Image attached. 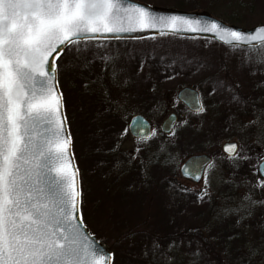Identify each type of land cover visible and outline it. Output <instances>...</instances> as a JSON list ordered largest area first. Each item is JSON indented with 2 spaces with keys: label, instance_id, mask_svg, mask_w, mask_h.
I'll return each instance as SVG.
<instances>
[{
  "label": "rangeland",
  "instance_id": "rangeland-1",
  "mask_svg": "<svg viewBox=\"0 0 264 264\" xmlns=\"http://www.w3.org/2000/svg\"><path fill=\"white\" fill-rule=\"evenodd\" d=\"M132 1L162 9L203 12L241 29L264 26V0ZM96 42L72 46L55 64L78 170L80 213L89 235L113 254L112 264H139L141 241L125 234L148 226L150 220L140 216L143 196L137 178L119 180L111 186L112 176L123 167L112 172L111 163L105 162L109 157L100 150L102 145L97 140L116 130L122 121L126 132L113 144L114 159L121 163L120 157L125 154L124 161L146 167L147 172L160 166L178 187L199 196L207 192L203 198L211 200L214 220L238 211L249 217L255 213L263 221L264 188L260 185L264 183L256 170L264 160V137L259 135L264 128V63L257 62L264 56V46L240 49L172 35L130 44ZM193 63L202 65L203 70L196 72ZM207 84L220 89L218 98H207ZM184 87L197 91L204 109L200 114L206 116L212 132H220V139L214 142L218 149L213 143L204 146L212 163L198 185L182 180L178 173L192 151L190 143H203L202 136L184 138L190 133L179 132L184 123H195L176 101V93ZM212 103L217 107L210 112L215 106ZM105 107L109 108L103 111ZM171 113L178 116V122L162 140L160 126ZM108 114L114 117L100 121ZM140 115L149 121L154 135L146 143L132 139L128 132L131 118ZM226 142L240 146L235 160L220 153ZM193 245L198 246L195 242Z\"/></svg>",
  "mask_w": 264,
  "mask_h": 264
},
{
  "label": "snow or ice",
  "instance_id": "snow-or-ice-1",
  "mask_svg": "<svg viewBox=\"0 0 264 264\" xmlns=\"http://www.w3.org/2000/svg\"><path fill=\"white\" fill-rule=\"evenodd\" d=\"M191 23L123 0H0V264H111L113 254L97 247L80 214L55 61L96 34L197 31L182 27ZM211 30L220 26L199 29ZM223 31L264 46V27L250 36ZM239 147L226 146L230 159Z\"/></svg>",
  "mask_w": 264,
  "mask_h": 264
},
{
  "label": "trees",
  "instance_id": "trees-1",
  "mask_svg": "<svg viewBox=\"0 0 264 264\" xmlns=\"http://www.w3.org/2000/svg\"><path fill=\"white\" fill-rule=\"evenodd\" d=\"M93 43L99 42H84L76 46L85 47ZM193 66L196 67H194L196 72L199 69L203 70L202 65L193 63ZM205 87L210 91V94L208 92L206 94L207 98L212 100L218 98L217 92L220 91L218 87L208 84ZM212 105L215 104L212 103ZM216 107L217 105L211 107L210 112ZM108 108L105 107L103 111ZM181 109L185 115L194 118L195 123L193 125L184 123L179 132L182 135L190 133V136L186 135L184 138L201 136L203 138V143L200 142L197 145V140L191 141L190 155L207 153L204 147L206 143V146L213 143L218 149V144L214 142L220 139V132H212L213 128L208 127L206 116L189 114L182 106ZM108 116L100 121L114 117L112 114ZM110 131L113 133L109 134ZM110 131L98 137L97 140L102 145L100 150L105 151L109 157L105 162L111 163L112 172L123 167L112 176L111 186L114 187L119 180L137 178L138 188L143 196L140 216L150 218L148 226L125 234L137 236L138 241H141L142 247L138 253L137 263L145 264L144 261L148 260V264H264V251L261 252L264 250V215L261 221L260 216H256L255 213L249 217L246 213L236 211L214 220L211 200L201 199L199 194L178 187L172 177L170 179V174L167 176L160 166H156L155 169L151 168L147 172L146 167L142 168L140 165L135 166L129 164V161L128 163L124 161L125 154H123L124 158L122 155L120 157L121 163L118 158L114 159L113 144L115 145L114 142L118 140L119 135L123 136L126 132L125 123L122 121L116 130ZM122 185L123 183L120 187ZM162 205L165 208L162 209L160 207ZM262 213H264V208ZM82 217L85 223V218L83 215ZM194 242L198 246H194Z\"/></svg>",
  "mask_w": 264,
  "mask_h": 264
},
{
  "label": "water",
  "instance_id": "water-1",
  "mask_svg": "<svg viewBox=\"0 0 264 264\" xmlns=\"http://www.w3.org/2000/svg\"><path fill=\"white\" fill-rule=\"evenodd\" d=\"M136 4L139 6H146L151 13H153L156 16H178V17H185L189 21L193 22L190 25H183V28H196L197 31H172L170 29H164L165 34L164 35H172V36H178L182 38L187 39H194V38H200V39H207L214 41L215 43H218L224 47H238L240 49H250V48H256L260 46V44L253 43L251 45L238 43L235 41V39L225 33L223 30L228 31H236L241 32L247 36L255 35V31L259 27L264 26H256L251 29H241L236 26H229L224 24L223 22L211 17L210 15L203 13V12H183V11H176V10H169V9H162L158 7H150L148 5L138 3L132 0H123V5L127 6L130 4ZM199 22L198 24L195 22ZM215 23L220 26V30H211V31H199L200 28H210L211 25ZM161 36L160 32L156 29H145L143 31H135V32H125L120 34H96L95 38L88 39L87 37L83 41L87 40H103V41H135V40H143L148 37H157ZM56 62V61H55ZM52 61L50 59L49 64L51 65ZM56 81H57V69L55 72ZM57 91L60 93L58 84H57ZM61 94V93H60ZM176 99L178 102H180L183 106L186 107V109L192 113H199V109L201 108V103L199 100L198 93L191 89V88H183L176 94ZM61 113L63 118H65L64 111H63V99H62V107H61ZM177 117L175 114H170L168 117L163 121L161 124V132L163 134H169L172 130L173 125L176 123ZM65 133L67 137L69 136L67 123L65 120L64 123ZM128 130L130 135L135 139H141L146 140L150 137V124L143 118L142 116H134L129 123ZM71 140V138H70ZM237 144L236 142H226L223 143L220 150L221 153L226 156H228V153L225 151L226 146L229 144ZM69 153L71 155V166L75 167L74 159L72 156V150H71V143L69 147ZM211 163V158L205 154H199V155H192L188 158H186L179 167V175L181 178L185 181L191 182L192 184H199L203 178V175L205 173V170ZM257 174L258 176L263 180L264 182V160L261 161L257 165ZM77 183L79 187V179L77 176ZM80 189V188H79ZM80 209V204H79ZM85 230L87 234L89 235L88 229L85 227ZM90 236V235H89ZM92 240L95 242L97 247L103 248V250L107 253H110L107 251V249L99 244L92 236H90ZM111 254V253H110ZM113 260V259H112ZM112 264V262H111Z\"/></svg>",
  "mask_w": 264,
  "mask_h": 264
},
{
  "label": "flooded vegetation",
  "instance_id": "flooded-vegetation-1",
  "mask_svg": "<svg viewBox=\"0 0 264 264\" xmlns=\"http://www.w3.org/2000/svg\"><path fill=\"white\" fill-rule=\"evenodd\" d=\"M199 99H200V97H199ZM200 102H201V100H200ZM180 104V103H179ZM181 105V104H180ZM185 110H186V108L183 106V105H181ZM187 112H188V110H186ZM189 113V112H188ZM189 114H191V113H189ZM176 115V114H175ZM176 117H177V121H176V123L178 122V116L176 115ZM146 121H147V119H145ZM148 123H149V121H147ZM175 123V124H176ZM150 124V123H149ZM172 130H173V128H172ZM172 132V131H171ZM171 132L169 133V134H167V135H165V134H163L162 132H161V126H160V135H159V138L160 139H162V137L164 138L165 136H168V135H170L171 134ZM152 136H154L153 134H152V127H151V124H150V137L147 139V140H143V142L144 141H149V139L152 137ZM133 139V138H132ZM163 140V139H162ZM136 141H142V140H136Z\"/></svg>",
  "mask_w": 264,
  "mask_h": 264
},
{
  "label": "bare ground",
  "instance_id": "bare-ground-1",
  "mask_svg": "<svg viewBox=\"0 0 264 264\" xmlns=\"http://www.w3.org/2000/svg\"><path fill=\"white\" fill-rule=\"evenodd\" d=\"M130 43H133V42H130ZM130 43H126V44H130Z\"/></svg>",
  "mask_w": 264,
  "mask_h": 264
}]
</instances>
